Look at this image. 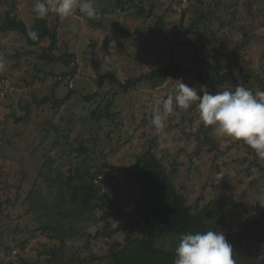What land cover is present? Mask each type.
Instances as JSON below:
<instances>
[{
	"label": "rangeland",
	"instance_id": "obj_1",
	"mask_svg": "<svg viewBox=\"0 0 264 264\" xmlns=\"http://www.w3.org/2000/svg\"><path fill=\"white\" fill-rule=\"evenodd\" d=\"M236 1L233 5L237 6L238 13L248 15L251 12L252 17L245 19L240 15L243 25L224 30L213 50L207 46L213 42L205 45L200 42V55L212 62V55L218 53L220 59L215 62L220 69L227 70L232 50L233 53L236 47L239 50L237 45L248 34L247 51L242 52L240 58L241 71L234 70L238 75L251 71L263 73L264 0ZM196 2L95 0L97 14L93 18L82 15L78 8L65 19L50 13L45 17L47 25L51 29L56 27L58 32L59 49L54 54L72 57V68L63 62L46 64L38 60L49 47L48 40L30 46L18 32L0 33V58L5 62L4 70L0 71V264H44L53 260L48 255L50 251L57 256L63 254L59 261L66 264L62 257L68 261L79 250L82 259L94 258L91 264H106L115 244L113 239L106 242L108 246L100 239L93 240L88 248L89 235L104 228V217L111 216L114 227L120 222L127 227L138 221L132 206L137 190L132 188L125 174L135 161L133 157L154 145L189 206L194 207L201 200V203L209 201L224 185L228 186V193L241 197L235 209L208 226L210 230L224 232L233 247L236 264L263 263L264 243L262 245L252 235L244 239L242 236L239 240L242 244L234 240L245 227L244 209L256 216L258 204L264 207V179H261L264 160L258 162L259 167L248 165L250 173L242 174L239 155L244 158L249 153L235 152L238 146L229 150L236 141L217 134L212 126L205 127L199 120L195 103L191 111L182 110L193 123L189 118L183 121L180 109L175 108L167 121V139L161 147L159 134L151 124V107L155 101H162L175 92L176 79L172 81V77L164 82L140 84L127 95L119 86L99 81L106 72H116L122 82L147 73L152 62L160 61L157 55L164 52L168 56L171 48L174 55L184 58V63L191 62L193 49L181 50L174 45V33L180 24L189 27L200 17L201 9L207 12L208 2ZM34 3L35 0H0V20L15 15L29 31L36 30L38 18L32 11ZM138 28L148 30L135 38ZM199 36L198 32L190 36L180 34L179 39L189 42ZM36 67L41 74L35 71ZM184 83L196 88L201 97V86L213 94L217 91L209 83L191 80ZM68 85L73 90H69ZM71 91V99L66 100ZM95 111L97 115L91 118ZM190 134L192 138L186 140ZM80 145L98 156L94 164L108 162L109 176L114 177L108 187L101 177L94 178L97 169L87 168L90 160L84 156L77 158ZM175 162L176 169H173ZM242 164L244 167L248 163L243 161ZM213 166L216 168L212 172ZM91 176L93 178H89ZM233 177L235 181L231 182ZM92 182L102 184V191L108 195L117 191L114 199L122 206L118 216L115 215L118 207H108L104 211L83 210L80 202H77L79 206L75 201L71 204L72 192H83ZM44 206L48 208L43 211ZM57 207L65 211L62 220L57 217ZM37 210L39 213L35 214ZM43 213L46 215L42 223L49 219L53 225L62 227L60 233L72 239L65 244L51 239L38 220ZM136 225L140 236H144V226L138 222ZM122 236L120 241L124 239ZM178 241V237H169L160 240L158 245L173 251ZM123 255L134 260L147 257L146 252L137 248L127 249Z\"/></svg>",
	"mask_w": 264,
	"mask_h": 264
},
{
	"label": "trees",
	"instance_id": "obj_2",
	"mask_svg": "<svg viewBox=\"0 0 264 264\" xmlns=\"http://www.w3.org/2000/svg\"><path fill=\"white\" fill-rule=\"evenodd\" d=\"M196 3L205 4L208 2L206 8L207 12L202 9L199 12V16L195 19L189 27H184V25L180 24L174 33V45L178 46L181 50L185 47H189L193 49L194 55L191 62L184 63L183 59L180 55H174L173 49L170 50V55H166L164 52L162 55H157L160 57V61L152 62L149 68V72L141 73L135 75L134 77L128 78L125 82L121 81V77L116 72H106L100 78L99 81L101 83L106 82L115 86H119L122 88V92L127 95L129 91L135 89L140 84L143 83H154L156 81L164 82L166 80H170L172 77V81L182 80L183 82H187L189 80L200 83H209L215 90H221V87H224L228 90H234L235 87L242 84L245 87L255 91L256 89L264 90V63L262 64L263 73H259L257 71H251L248 74L238 75L234 68L241 69L240 58L242 52L247 51V46L249 44L250 37L248 34L243 37V44H239L236 47V52H231L230 61L231 64L227 70L220 69L218 64L215 62L220 59L219 54H213L214 57L212 62L208 61L202 55H200V42L210 43L207 44L208 49L213 50L215 47V41L220 36V34L226 29H238L240 25L242 26L244 20L240 18L245 17V19H249L252 17L251 12H248V15L240 14L237 11V6H234L233 3L237 2L236 0H196ZM235 10V11H231ZM246 13V12H245ZM150 13L148 16H151ZM241 15V17H240ZM230 18L229 21L226 18ZM240 17V18H239ZM237 20V21H234ZM161 21V19H160ZM35 29L39 33V39L37 41H33L28 38L27 33L28 29L23 21L17 19L14 16H8L5 20H0V33L8 34V33H20L27 40L28 45L36 46L41 43L43 40H48L50 42L49 47L44 50V53L39 56V61L53 64V63H65L67 67L72 68L74 65V60L72 57H60L55 55L54 53L58 51V32L56 27L53 29L49 28L47 25V18L38 19L35 25ZM148 30V29H147ZM145 28H138L134 34L135 38H139V34L145 33L147 31ZM149 32V31H148ZM200 33L196 40L192 41H180V34L184 36H190L193 33ZM235 33L238 31H234ZM243 33V31H242ZM235 48V45L233 49ZM214 50L213 52H216ZM155 53V51H154ZM138 60V59H137ZM158 60V59H157ZM157 62V63H156ZM187 64V65H186ZM38 67L35 68V71L41 74ZM76 66L73 68L75 70ZM241 71V70H239ZM74 76V72L71 71ZM175 77V78H173ZM188 85V84H187ZM190 85V84H189ZM68 89L71 88L68 85ZM73 90V89H71ZM201 94V93H200ZM72 97V91L68 93L66 96V100H70ZM61 104V103H60ZM195 107L196 104H194ZM190 111L192 108L189 109ZM180 109V116L183 121H186L188 117L187 114H184ZM97 115V111L93 112L91 118ZM100 119V118H99ZM190 122L193 123V119L189 118ZM100 136V135H99ZM192 138V134H190L189 138L186 140H190ZM151 146L144 150L138 156L133 157V165L127 170L125 174V178L131 180L132 188L136 189V193L133 196V215L138 220V225L141 223L146 230L144 236H140V230L137 227V222L130 223L129 226H124L122 222H120L115 227L112 224L111 216L104 217V228L101 231H97L94 235H89L88 248L90 243L93 240H101L106 246V242H109L113 239L114 245L111 248V253L109 254L108 260L106 264H174L175 260V250L167 251L161 248L158 245L160 240L169 238V237H180L181 235L192 232L193 234L196 232H203L210 230L208 223L212 221H216L221 216L230 213L233 209H235L239 202L242 200L241 197L235 196L234 194L228 193V186L224 185L222 190L218 191L219 186L217 185L215 189L217 190L212 196V198L208 201L198 203L191 207L187 203V199L182 194V189L178 188L173 181V176L169 174L166 169L164 163L162 162V158L155 152V147ZM238 146L239 151H247L249 156L239 155L238 163L241 164V172L242 174L250 173L248 165H252V167H259L258 162L260 159L256 156L255 151L251 149L249 146L245 145L242 141H236L232 148L229 150H235V147ZM115 154V153H114ZM251 154V156H250ZM78 156H84L87 161L88 169H97L96 176L94 178H99L103 180V182L108 185L110 184V179L114 177L110 174L109 176V164L107 161L102 162L100 165L94 164V160L98 159V156L91 151L87 147H83L80 145V149L77 151ZM92 161V162H91ZM243 161L248 163L246 166H243ZM256 164V165H255ZM177 163L175 162L172 166L173 169H176ZM178 167V166H177ZM216 166L212 167V172ZM90 170V171H91ZM220 170V168H218ZM176 170H174L175 172ZM218 173V172H217ZM262 173L264 174V169H262ZM81 173L78 172V175ZM93 178V176L89 177ZM236 177L231 179L235 181ZM261 179H264V175L261 176ZM100 182V181H99ZM102 183V181H101ZM234 183V182H233ZM256 183V182H255ZM98 184V185H97ZM96 185L92 182L91 185L87 186L83 192L80 190L72 192L71 204L75 201L80 202L83 210L88 209H96L104 211L108 207H118L115 210V215L118 216L121 213L122 206L119 204L118 199H114L117 196V191L113 192L112 196L106 194L102 191V184L97 183ZM229 184V182H228ZM222 187V186H221ZM214 188V186H213ZM79 206V203H77ZM2 206L0 205V210ZM47 206H44V210H47ZM57 217L62 220L66 215L65 211L61 210L57 207ZM259 212V213H258ZM258 212L256 216H252L250 211H246L244 209L243 216L246 219L244 222V229L238 234L236 240L234 242L236 244H242L241 237L243 239L245 236H253V238L257 239L259 243L263 245L264 243V207L262 204H258ZM30 214H33L29 212ZM38 214V210L34 212ZM46 214H40L38 220L41 222V227L43 231H46L51 239H58L66 243L68 238V234L60 233L61 230L59 225H53L52 222L48 219L47 223H42L43 217ZM124 238L123 241H120V237ZM179 242V241H178ZM230 243V242H228ZM137 248L140 251H144L147 253V257L134 260L128 259L123 255V252L127 251V249ZM91 249V248H90ZM80 253V250L77 252ZM78 254L74 255L73 258L66 261L65 256L63 258V262L66 264H91L94 261V258L87 260L82 259ZM48 255L52 257V261H47L44 264H60L59 258L63 254H56L54 251L48 252ZM234 258V257H233ZM264 264V260L263 263Z\"/></svg>",
	"mask_w": 264,
	"mask_h": 264
},
{
	"label": "clouds",
	"instance_id": "obj_3",
	"mask_svg": "<svg viewBox=\"0 0 264 264\" xmlns=\"http://www.w3.org/2000/svg\"><path fill=\"white\" fill-rule=\"evenodd\" d=\"M77 8L88 18L97 14L95 0H35L32 11L38 19L50 13L65 19ZM27 36L33 41L39 39L36 30L28 31ZM4 68L5 62L0 58V71ZM199 91L203 92L202 97L196 88L176 80L175 92L153 103L151 124L159 134L160 146L163 147L167 139L166 124L175 108L186 111L195 103L199 120L205 127L212 126L217 134L242 141L264 160V90L253 91L240 84L234 90H217L214 94L204 86ZM233 256V247L224 232H188L179 237L174 264H236Z\"/></svg>",
	"mask_w": 264,
	"mask_h": 264
}]
</instances>
